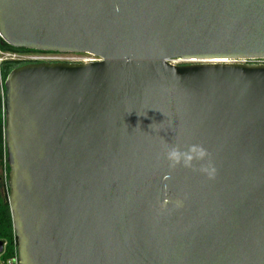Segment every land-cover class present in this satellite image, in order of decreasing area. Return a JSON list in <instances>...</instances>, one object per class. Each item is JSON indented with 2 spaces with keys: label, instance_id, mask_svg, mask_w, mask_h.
<instances>
[{
  "label": "water",
  "instance_id": "95a60500",
  "mask_svg": "<svg viewBox=\"0 0 264 264\" xmlns=\"http://www.w3.org/2000/svg\"><path fill=\"white\" fill-rule=\"evenodd\" d=\"M0 41L98 59L4 80L18 264H264V0H0Z\"/></svg>",
  "mask_w": 264,
  "mask_h": 264
},
{
  "label": "trees",
  "instance_id": "16d2710c",
  "mask_svg": "<svg viewBox=\"0 0 264 264\" xmlns=\"http://www.w3.org/2000/svg\"><path fill=\"white\" fill-rule=\"evenodd\" d=\"M1 42V41H0ZM0 49L2 51H9V52H38L39 51H32V50H25V49H16L8 46L7 44L0 43ZM29 62L25 61H4L0 65V177L2 172L4 171L8 180V173L9 167L7 164V155H6V146H5V139H4V112L2 108V101H3V93L4 87L3 83L7 76V74L15 67L21 66ZM2 182L0 181V189L2 188ZM0 242L6 243V248L4 253L2 254V259L5 260L10 258L16 252L17 244L14 238V232L12 227V220L9 210V205L7 201V196L1 195L0 197Z\"/></svg>",
  "mask_w": 264,
  "mask_h": 264
},
{
  "label": "clouds",
  "instance_id": "9594fccd",
  "mask_svg": "<svg viewBox=\"0 0 264 264\" xmlns=\"http://www.w3.org/2000/svg\"><path fill=\"white\" fill-rule=\"evenodd\" d=\"M164 158L168 161L170 169L183 167L199 171L209 179L215 178L216 169L211 163V154L203 145L191 144L182 148L179 144H170L166 146Z\"/></svg>",
  "mask_w": 264,
  "mask_h": 264
},
{
  "label": "built area",
  "instance_id": "2783aa9c",
  "mask_svg": "<svg viewBox=\"0 0 264 264\" xmlns=\"http://www.w3.org/2000/svg\"><path fill=\"white\" fill-rule=\"evenodd\" d=\"M40 53H41L40 55L29 56L24 60H21L20 58L17 57L16 54H13L9 51H2L0 49V65L4 61H25L29 63H70V60L68 61L65 58H61L55 53H51V52H40ZM242 63L264 64V60H256L250 62L242 61ZM0 181L2 182L3 185L2 188L0 189V194L5 195L8 198L9 195L8 180L4 171L1 174ZM14 238L17 244V239L15 234H14ZM5 248H6V243L2 242V252L0 256H2V254L4 253ZM1 264H18L17 248L14 255L10 258L3 260Z\"/></svg>",
  "mask_w": 264,
  "mask_h": 264
},
{
  "label": "rangeland",
  "instance_id": "374dc122",
  "mask_svg": "<svg viewBox=\"0 0 264 264\" xmlns=\"http://www.w3.org/2000/svg\"><path fill=\"white\" fill-rule=\"evenodd\" d=\"M40 54L41 53L22 54V55L19 54V55H17V57L20 58L21 60H24L25 58H27L29 56L40 55ZM55 54L61 58H65L68 61L70 60V62H75V63L93 62L95 60H98L93 55L87 54V53H77V54L76 53H55ZM171 63L175 64V65L189 64V62H185V61H181V60H173ZM0 197H1V194H0ZM2 261H3V259L0 256V264Z\"/></svg>",
  "mask_w": 264,
  "mask_h": 264
},
{
  "label": "flooded vegetation",
  "instance_id": "af4514ba",
  "mask_svg": "<svg viewBox=\"0 0 264 264\" xmlns=\"http://www.w3.org/2000/svg\"><path fill=\"white\" fill-rule=\"evenodd\" d=\"M11 53H13V54H16V55H22V54H33V53H35V52H25V53H22V52H11ZM36 53H38V52H36Z\"/></svg>",
  "mask_w": 264,
  "mask_h": 264
}]
</instances>
